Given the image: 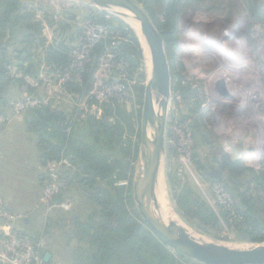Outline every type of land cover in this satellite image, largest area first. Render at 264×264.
<instances>
[{
    "label": "rangeland",
    "instance_id": "374dc122",
    "mask_svg": "<svg viewBox=\"0 0 264 264\" xmlns=\"http://www.w3.org/2000/svg\"><path fill=\"white\" fill-rule=\"evenodd\" d=\"M24 1L38 10V19L43 24V37L45 38L46 34L52 40H47L43 44L42 40H38L33 44V47L29 48L24 45L17 49H9L14 67L22 61L16 57L18 56L16 52L19 51H29L30 59L34 65L33 69L37 70L38 63L42 62V67L43 64H46L44 52L47 46L63 43L68 48L77 47L85 38L87 24L101 26L106 36L111 37V41L113 40L112 44H115V48L123 46V52L132 54L133 64H138L137 67L123 66L114 73L107 63L104 64V68L100 67L103 58L101 55L97 64V57L92 58V64L87 70V84L92 83L93 87L98 79L106 83L115 77L122 80L123 98H120L118 103L120 111L130 116L134 133H130L128 136L137 145L139 151L138 159L134 163V189V183L144 158L142 118L140 119V117H143L145 87L151 71L150 50L147 43L136 30L130 19V14L108 3L99 1L87 6L67 0ZM134 1L144 8L151 20L156 15L162 21L165 20L167 4L171 0H141L143 3L140 0ZM216 9L222 10V12ZM198 15L213 21L214 26L211 27V32L215 29L224 31L235 27L238 21L243 20L244 17L250 19L249 21L252 19L264 20V0H210L209 6L194 5L192 8H186V11L180 15L178 42L171 48L165 44L171 78V100L164 149L156 172V178L159 177L155 180L154 185V210L163 222L168 223L166 220L168 217L191 237L211 245L229 250L264 246V156L262 154L264 76L256 75L253 71L242 72V75L248 74L252 78L251 85L257 82V77L260 78L261 84L257 88L255 86L256 89L252 91L253 98L256 99L254 102L252 99L249 105H242L239 101H233L229 105L216 102L213 95L220 89L217 88V85L215 86V76H213L212 70L215 69L217 60L220 59L221 62H224L233 57L236 61H240L239 55L234 54L232 50L234 47L225 51V49L219 50L214 42H209L206 46L200 42L198 44L195 36L197 27L195 28L192 23L196 21ZM90 18L103 20L115 28H121L124 34L120 35L119 32L107 27L108 25L92 22L89 20ZM152 21L154 23V18ZM82 31H84L83 34ZM201 36L207 38L209 34ZM134 40L138 43L139 54L133 45ZM235 43L232 41L231 45ZM106 48L108 46L104 50ZM14 50L16 51L14 52ZM19 58L26 59V54L22 53ZM198 63H203V66H198ZM105 66L107 67L105 68ZM15 72L18 71L15 70ZM44 73L47 71L43 68L41 74ZM48 75L51 76V74ZM232 75L234 79L241 76V74ZM11 77H14L13 74ZM15 80L6 78L2 81L3 89L0 95L3 100L17 98L16 90L12 88V85H15L13 83H17ZM139 86L144 88V95L140 93ZM204 86H207L211 91L209 97L212 101L210 103L200 100L196 102L193 99L186 100L185 96L190 98L189 93L193 89L197 90ZM230 86H232L233 94H237L239 89L240 91L245 90L242 85L235 84L234 86L233 82H230ZM85 87H81L83 92L87 89ZM41 88L42 92L46 93V89L43 87L31 89L36 92ZM58 90L59 95L56 96L60 103L65 104L68 100L72 102L74 108L69 107V109L73 110V113L81 114L79 120L86 121L92 115L106 123L112 125L116 123V112L113 113V117L106 115L107 108L105 109L104 104L108 103L107 101L98 102L88 98L92 90L86 95L85 93L80 95L73 91L68 92L66 84L59 87ZM82 99L84 100L82 103L85 102L83 109L79 107V100ZM154 99L156 101L161 99V95L156 92ZM3 100L0 106L4 109L7 100L6 102ZM49 107H52V104ZM153 109L155 117L159 118V109L157 107ZM63 110L67 114L68 108ZM12 121L13 118L3 125ZM188 122L191 124L188 127L189 130H182V126ZM189 131L192 148L189 152H184L182 148L183 133L186 136ZM228 163H232L234 166L241 165L243 172L238 173V167H234L235 170H232L228 167ZM98 187V189H102L103 185L98 184ZM189 190L193 197L199 199L208 210V212L202 211V219L198 217L196 208L193 209V215H189L190 217H186L180 209L178 198ZM218 190L228 196L226 205L221 204L222 202L217 197ZM240 197L253 205V211L242 209L241 213H238V205L242 206ZM80 202L79 205L82 208L80 216H85L80 219L86 220L92 212V203L86 196H83ZM67 214L62 215L58 221L50 220V218L45 219L43 226L46 224V228L41 227L40 231L31 235L36 241L40 239L45 241V246L39 250L43 264H77L78 249L84 246V242L80 240L82 233L72 227V222L78 219L75 216L77 213ZM34 221L36 222V219ZM178 259L179 264H202L191 259L181 257Z\"/></svg>",
    "mask_w": 264,
    "mask_h": 264
},
{
    "label": "trees",
    "instance_id": "16d2710c",
    "mask_svg": "<svg viewBox=\"0 0 264 264\" xmlns=\"http://www.w3.org/2000/svg\"><path fill=\"white\" fill-rule=\"evenodd\" d=\"M209 1L171 0L167 4L165 20H159L156 15L153 17L154 24L162 34L168 48L175 46L178 42V23L180 15L186 11V8H192L194 5L209 6ZM140 2L143 3L141 0ZM146 10L149 11L147 8ZM219 11L222 12V10ZM89 20L108 25L107 27L119 32L120 35L124 34L123 29L115 28L103 20L95 18ZM38 40H42V44L47 42L46 37H43V24L38 19V10L26 4L24 0H0V66L13 65L9 49H17L24 45L28 48L33 47ZM112 42L111 37H107L93 47L92 58L97 57L96 64L99 57L105 53L104 48L111 46ZM133 45L139 54L136 40L133 41ZM75 48L74 46L68 48L63 43L47 46L44 52L46 64L42 67V62L38 63L37 70L33 69L34 65L29 51H19L16 52L18 54L16 57L22 61L12 67L34 78L40 77L43 68L48 74H65L69 70L71 54ZM22 53L26 54V59L19 58ZM115 55L116 61L124 62L129 67L138 65L133 64L132 54L123 52V46L115 49ZM91 60L84 68L71 72V80L66 83L68 92L73 91L86 95L92 90V83L87 84V70L92 64ZM8 78L15 80L9 75ZM15 81L29 86L22 79ZM81 87L87 89L83 92ZM2 89L3 82L1 81L0 93ZM138 89L144 95V88L139 86ZM185 98L186 100L192 99L187 95ZM2 100L0 95V103ZM6 100L3 101L6 102ZM104 106L105 109L107 108V116L113 117V113L116 112V123L108 126L104 120L91 115L84 123L85 130L78 134H75V129L82 121L78 119L81 117L79 112L67 115L49 106L27 111L30 116V128L38 137V148L42 154L43 165L45 166L49 161L68 159L75 168V172L68 178L69 182L72 184L76 182L80 192L92 203V212L88 218L86 220L79 218L80 220L78 219L74 226L79 233H82L80 240L84 242V246L78 249L76 263L179 264L178 257L188 258L172 250L144 222L136 207L133 178L134 163L138 159L139 151L137 145L128 136L134 133L130 116L120 111L116 99ZM0 112L4 114L1 106ZM68 127L71 128L70 132L67 131ZM228 167L232 170L238 167V173L243 172V167L239 164L234 166L228 163ZM98 184H102L103 188L98 189ZM178 201L186 217L193 215L194 208L197 209L198 217L201 219L202 211L208 212L205 205L199 199L194 198L190 190L185 191ZM240 203L242 206L238 205V213H241L242 209L253 211V205L244 201L243 197H240Z\"/></svg>",
    "mask_w": 264,
    "mask_h": 264
},
{
    "label": "built area",
    "instance_id": "2783aa9c",
    "mask_svg": "<svg viewBox=\"0 0 264 264\" xmlns=\"http://www.w3.org/2000/svg\"><path fill=\"white\" fill-rule=\"evenodd\" d=\"M243 20H239L235 27L228 30H211L214 26L213 21L207 17L197 16L194 23V27H197V42L202 43L206 46L209 42H214L219 50L230 48L234 51V54L239 55V60L236 61L233 57L221 62L217 60L215 69L212 70L213 76H215V86L220 89L218 93L215 91L214 100L219 104L229 105L233 101H239L242 105H249L253 98L252 91L256 89L261 83L260 78L257 77V82L253 85L252 78L248 74L242 75L245 70L246 72L253 71L256 75L264 76V20H251L244 17ZM85 38L79 45L73 50L71 57L72 60L69 65V70L65 74H41L39 78L26 76L21 72H14L13 76L17 79H22L31 88L36 89L37 87H43L47 92H52L56 87H62L68 81L71 80V72L84 68L86 64L92 59L93 47L102 40L107 38L105 31L101 26L96 24H87ZM194 30V29H192ZM209 34L201 36L202 34ZM236 42L231 45V42ZM236 45V46H235ZM115 44H111L105 49V53L102 58L101 68H104V64H108L111 71L117 72L121 67L127 66L124 62L116 61L115 55ZM229 49V50H230ZM198 66L202 67L203 63H198ZM107 66H105L106 68ZM248 69V70H247ZM251 69V70H250ZM243 72V73H242ZM232 74H241L238 79H234ZM252 76V75H251ZM237 80V81H235ZM122 80L117 77L112 78L110 82L102 81L98 79L89 93L91 100L98 102L111 101L116 99L120 102V98H123L122 94ZM233 85H246L247 91H241L237 94L232 93ZM238 82V83H237ZM256 86V88H255ZM225 90V91H224ZM195 91V97H192L196 102L205 101L210 103L209 95L211 94L210 89L207 86L193 89ZM213 91V89H212ZM125 93V88H124ZM191 93V92H190ZM224 97V101H223ZM86 100V99H85ZM79 100V107L83 109L85 102L82 103ZM52 98L46 96L40 98L39 96H28L23 100H19L12 104L13 116L17 117L28 109L40 108L42 106H51ZM84 111V110H82ZM86 111V110H85ZM11 121V118L0 112V125L6 124ZM191 124H185L182 126V130H189ZM67 131L70 132L71 128L68 127ZM191 131V130H190ZM190 131L185 136L183 133V149L184 152H189L192 148V142L190 140ZM65 160L60 161H49L45 164L46 181L43 188L41 202L47 210H51L57 203L62 193V171L66 165ZM217 197L221 204L226 205L228 196L221 191H217ZM22 219V215L12 212L5 204L4 199L0 196V263L2 264H43L42 258L38 247L24 234L14 229V225Z\"/></svg>",
    "mask_w": 264,
    "mask_h": 264
},
{
    "label": "water",
    "instance_id": "95a60500",
    "mask_svg": "<svg viewBox=\"0 0 264 264\" xmlns=\"http://www.w3.org/2000/svg\"><path fill=\"white\" fill-rule=\"evenodd\" d=\"M81 5H92L99 1L118 7L130 14L136 30L150 50L151 71L145 87V103L142 117V142L144 158L134 183V200L144 222L174 251L202 264H264V246L243 250H229L191 237L175 223L163 222L153 206L154 185L158 164L164 149L171 100V78L168 58L162 34L156 28L148 13L134 0H67ZM6 66L0 67V81L5 79ZM159 93L161 99L155 100ZM196 92L189 93L195 97ZM154 107L159 109V118L154 115ZM153 122V125H152ZM108 126L112 124L107 123ZM155 128L149 141L150 129ZM224 154V152H222ZM264 156V143L262 145Z\"/></svg>",
    "mask_w": 264,
    "mask_h": 264
},
{
    "label": "crops",
    "instance_id": "0c3cea01",
    "mask_svg": "<svg viewBox=\"0 0 264 264\" xmlns=\"http://www.w3.org/2000/svg\"><path fill=\"white\" fill-rule=\"evenodd\" d=\"M45 37L48 41L52 40L46 34ZM7 68L5 79L8 78V75L11 77L16 70L12 66ZM13 84L15 85H12V88L16 90L18 96L17 98H8L5 110L3 109L4 114L13 118V121L0 126V196L4 199L9 210L22 215V219L13 226L14 229L29 237L41 250L45 246V241L41 239L36 241L31 235L40 231L41 227L46 228V224L43 226L45 219L50 218V220L58 221L62 215H68L67 213H77L75 216L78 219L85 217L80 216L82 208L79 205L84 195L80 192L76 182V184L69 182L68 176L75 172V168L68 159H64L67 164L62 171L61 198L51 210L46 209L41 202L46 172L42 164V154L38 148V137L30 128V116L27 112L20 117H13L12 104L33 95L40 98L50 96L52 98L51 108L61 112L64 111V108H68L67 115L73 111L69 107L71 109L74 107L69 100L67 101L69 104L60 103L57 97L59 87L54 88L52 92L46 91L45 93V91L42 92V88L35 92L20 82ZM84 123V120L79 122L75 134L85 130ZM77 220L72 222V227L76 225Z\"/></svg>",
    "mask_w": 264,
    "mask_h": 264
},
{
    "label": "bare ground",
    "instance_id": "6f19581e",
    "mask_svg": "<svg viewBox=\"0 0 264 264\" xmlns=\"http://www.w3.org/2000/svg\"><path fill=\"white\" fill-rule=\"evenodd\" d=\"M121 13H122V11H121ZM242 87L245 88V90H248V89L246 88V85L243 84ZM243 91H244V89H243ZM238 92H241L240 89L237 90V93H238ZM223 99H224V98H223ZM151 129H153V128H151ZM154 131H155V128H154L153 130L150 131V134H149V139H150V140H149V141H151V138H153ZM158 177H159V176H158ZM158 177H157V178H158ZM157 178H155V180H156ZM160 179H161V178H160ZM160 185H162V184L160 183ZM156 187H157V186H156ZM158 188L160 189V187H158ZM159 191H160V190H159ZM159 191H158V192H159ZM160 192H162V191H160ZM166 220H167V222H169V221L174 222L172 219H170V218H168V217H166Z\"/></svg>",
    "mask_w": 264,
    "mask_h": 264
}]
</instances>
